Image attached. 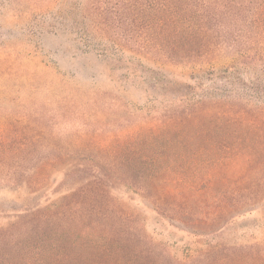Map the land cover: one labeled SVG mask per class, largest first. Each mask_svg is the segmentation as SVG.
Instances as JSON below:
<instances>
[{"label":"trees","instance_id":"obj_1","mask_svg":"<svg viewBox=\"0 0 264 264\" xmlns=\"http://www.w3.org/2000/svg\"><path fill=\"white\" fill-rule=\"evenodd\" d=\"M50 3L57 11L53 33L68 36L76 51L124 70L125 80L139 79L180 105L159 123L141 119L119 132L67 141L49 131L38 111L6 117L0 129L6 181L27 194L24 203L8 205L14 221L5 233L6 264H264V240L244 246V257L226 254L218 243V235L243 215L264 218V204L258 209L264 203V147L211 144L215 128L230 121L235 107L224 111L205 85L209 75L243 86L252 97L264 95V0L249 16L253 28L239 52L233 50L239 35L215 41L214 0ZM182 62L206 67L191 71L189 84L170 81L161 66ZM104 98L106 110L138 111L106 93L89 100L101 107ZM236 134L240 139L243 133ZM213 147L222 155L213 157ZM139 164L150 168L141 185L132 179ZM59 170L62 184L50 191ZM141 208L206 239L185 255L156 259L155 250L164 246L147 233Z\"/></svg>","mask_w":264,"mask_h":264},{"label":"rangeland","instance_id":"obj_2","mask_svg":"<svg viewBox=\"0 0 264 264\" xmlns=\"http://www.w3.org/2000/svg\"><path fill=\"white\" fill-rule=\"evenodd\" d=\"M214 1L219 15L214 36L216 43L239 35V43L233 50L241 51L245 33L253 28L249 16L256 13L255 8L262 0ZM56 12L50 0H0V129L4 119L10 115L38 111L46 115L43 124L49 131L60 141H67L85 133L119 132L123 130L121 127L130 126L131 122L138 123L141 119L159 123L166 111H176L180 104L173 96L151 90L139 79L125 80L122 76L124 70H113L94 54L76 51L68 36L61 32L53 33L51 23ZM194 65L182 62L175 66H161V70L170 81L189 84L192 82L190 72L196 70L199 73L200 66L206 67L205 64ZM209 77H205L206 91L213 94L214 103L224 111L235 107L234 114L228 119L230 121L215 128L212 141L216 143L211 144L264 147V95L252 97L241 85L227 83L224 78L211 81ZM147 88L149 93L145 94ZM93 93H106L132 107V111L133 108L138 111L131 115V111L115 107L106 110L102 107L107 103L105 98L99 104L101 107L93 106L89 100ZM201 94V91L195 93L198 97ZM62 99L65 102H61ZM127 114L131 115L130 121L123 119ZM216 121L214 118L213 123ZM238 132L243 133L240 139L236 138ZM222 133H228V138H223ZM205 139L201 137L200 141ZM219 148H212L213 157L222 155ZM5 161L0 147V264H6L8 259L5 233L14 221L8 205L15 201L24 203L27 199L26 193H20L7 183ZM149 169L139 164L133 171L134 182L141 185L142 177ZM63 173L59 170L53 176L50 191L62 184ZM263 204L260 203L258 209ZM139 216L149 236L164 246V249L155 250L156 259L165 257L168 261L174 256L185 255L196 249V242L206 239L173 228L143 208ZM218 236V243L223 244L226 254L244 257V246H254L255 242L264 240L263 215L257 212L243 215Z\"/></svg>","mask_w":264,"mask_h":264}]
</instances>
